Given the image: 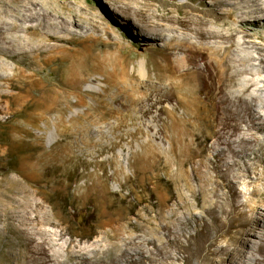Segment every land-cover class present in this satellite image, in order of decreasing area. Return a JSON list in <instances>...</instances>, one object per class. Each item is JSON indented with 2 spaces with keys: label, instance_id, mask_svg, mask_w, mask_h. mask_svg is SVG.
<instances>
[{
  "label": "bare ground",
  "instance_id": "bare-ground-1",
  "mask_svg": "<svg viewBox=\"0 0 264 264\" xmlns=\"http://www.w3.org/2000/svg\"><path fill=\"white\" fill-rule=\"evenodd\" d=\"M46 1L0 0V122L18 117L15 124L8 125L9 141L15 133L25 131V124H34L40 108L54 104L53 87L41 83L35 71H25L22 57L30 58L28 68L42 65L54 59L55 41L66 40L60 33L69 34V41L73 37H97L100 33L109 36L112 30L109 22L93 10H87L84 25L55 15ZM154 1L136 7L125 4L121 9L125 21H114L126 29L142 30L146 38L141 40L157 46L161 54L160 69L164 73L155 76L158 83L144 85L130 104L141 117L151 115L160 130H170L171 147L175 140L179 143L171 174L174 187L158 194L153 215L149 216L146 210L136 213L133 221L128 220L131 209L108 212L96 202L89 214L97 218V226L78 235L88 237L100 228L104 230L86 245L72 237L65 238L62 220L50 205L48 208L35 151L21 154L14 167L0 163V174L4 170L15 173L4 179L7 185L0 186V247L13 264H26V259L30 264H55L59 257L70 264H213L216 254L224 255L218 264L222 259L225 264H264V220L250 229L243 211H235L240 203L230 197L225 204L220 202L221 187L229 194L237 191L219 165L226 151L234 157L252 149L248 143L263 128L252 101L262 89L260 83L264 84V0ZM105 2L112 5L111 0ZM70 25L82 32L69 28ZM246 37H257L263 42ZM167 48L172 49L173 63ZM7 59L13 64L7 65ZM121 61L112 56L101 59L106 76L118 84L130 76ZM107 64L110 69H106ZM81 69L72 61L65 64V84L73 87ZM35 90L45 92V105L31 98ZM164 101L175 102L173 108L177 102L183 104L182 113L192 118L201 115L195 109L197 105L209 104L210 120L203 140L210 141L214 159L207 163L197 158L200 150L189 147L182 136V117L172 116L171 110L163 106L156 107ZM154 109L157 114H153ZM162 112L169 117L166 127L159 122ZM236 129L243 130L236 134ZM235 142L242 146L240 150L234 147ZM3 157L0 152V159ZM204 163L208 166L202 169ZM227 164L236 165L235 160ZM12 187L14 190L10 191ZM197 209L204 215L197 216ZM238 225L244 227L239 231L243 240L230 235V230ZM190 228L195 229L193 235ZM223 235H229L236 244L238 260L233 258L228 243L212 247Z\"/></svg>",
  "mask_w": 264,
  "mask_h": 264
},
{
  "label": "rangeland",
  "instance_id": "rangeland-1",
  "mask_svg": "<svg viewBox=\"0 0 264 264\" xmlns=\"http://www.w3.org/2000/svg\"><path fill=\"white\" fill-rule=\"evenodd\" d=\"M169 1L179 3L183 0ZM111 2L112 5L105 0L46 1L45 5L55 15L80 21L84 25L87 23V10H93L109 22L112 30L109 36L100 33L97 37H73L69 41V34L60 33L66 40L55 41L54 59L42 65H31L28 68L30 58L23 56L21 65L25 71H35L41 83H46L47 87L52 86L55 90L54 104L47 109H42L45 106L40 108V115L36 117L34 124H25V131L15 133L11 141L8 139V125L15 124L18 117L12 116L6 123L0 122V152L4 154L0 163L14 167L18 165L21 154L35 151L38 154V177L48 199V208L50 205L62 220L66 230L65 238L72 237L86 245L99 238L104 230L100 228V234L94 232L88 237L78 235L97 226V218L89 214L90 210L95 209L96 202L101 203L108 212L119 208L131 209L128 215L130 221L134 220L136 213L142 214L146 210L149 216L154 214L157 210L158 194L168 192L174 187L171 174L176 167L173 164L179 151L177 140L172 147L168 142L171 135L168 128L160 130L151 115L141 117L130 104L131 99L140 94L144 85L158 83L155 76L164 73L160 69L161 54L157 46L141 40L146 38L142 30L126 29L121 23L114 21V18L119 22L125 21L126 16L121 11L125 4L136 7L155 1ZM168 7L172 8L173 5L169 4ZM69 28L82 32L75 25H70ZM246 39L263 42L257 37ZM167 52L171 54L173 63L172 49L167 48ZM262 53L264 57V51ZM104 56H112L115 61L118 58L122 60L121 65L124 64L130 74L128 79L119 84L110 81L101 68V59ZM70 61L82 66L73 87L65 84L63 80L66 74L65 64ZM5 63L13 64L10 59L5 60ZM108 68L110 69L109 64L106 65V69ZM261 76L264 78V72ZM260 86L262 89L257 92V99L252 102L263 128L257 132L255 140L248 143L252 149L234 157L226 151L225 156L219 160L220 169L226 173L227 179L237 191L233 195L225 187H221L220 202L225 204L226 198L230 197V200L240 203L235 211H243V218L250 229L257 221L264 220V84L260 83ZM44 94L43 90H35L31 93V98L45 105ZM174 103L164 101L156 107L163 106L171 110L172 116L182 117L180 121L185 132L182 135L184 140L189 147L200 150L198 159L208 163V159H214L215 152L210 147V141L203 140L210 120L209 104L197 105L195 109L198 108L201 115L192 118L182 113L183 104L177 102L173 108ZM154 113L157 114L156 109ZM159 122H163L165 127L168 125L169 117L165 112L160 113ZM240 125L245 127L243 123ZM241 130L243 129H236V134ZM234 147L240 150L242 146L235 142ZM232 160H235L236 165L229 167L227 163ZM207 163L201 168L208 166ZM185 168L189 170L188 165ZM11 176H15L12 170H4L0 174V186L7 185L4 179ZM13 190L14 187L10 191ZM201 214L204 215L197 209L196 215ZM205 217L210 219L208 215ZM137 219L143 222L142 218ZM243 228L241 225L232 228L230 235L235 234L239 240H243L244 236L239 232ZM194 230L190 228L189 233L193 235ZM225 243H228L233 258L238 260L234 251L236 244L229 240V235L217 237L212 247ZM5 255V249L0 247V264H13ZM220 257L224 255L216 254L213 264H218ZM26 264H30L28 259ZM55 264L70 262L59 257ZM221 264H225L223 259Z\"/></svg>",
  "mask_w": 264,
  "mask_h": 264
}]
</instances>
